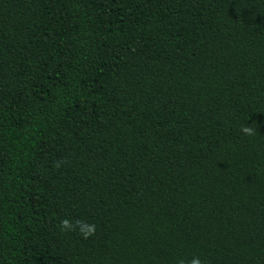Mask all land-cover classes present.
Returning a JSON list of instances; mask_svg holds the SVG:
<instances>
[{
  "label": "trees",
  "instance_id": "trees-1",
  "mask_svg": "<svg viewBox=\"0 0 264 264\" xmlns=\"http://www.w3.org/2000/svg\"><path fill=\"white\" fill-rule=\"evenodd\" d=\"M193 256L264 264V0H0V264Z\"/></svg>",
  "mask_w": 264,
  "mask_h": 264
},
{
  "label": "clouds",
  "instance_id": "clouds-1",
  "mask_svg": "<svg viewBox=\"0 0 264 264\" xmlns=\"http://www.w3.org/2000/svg\"><path fill=\"white\" fill-rule=\"evenodd\" d=\"M240 131L247 135H255L256 130L251 126H242ZM56 167H60V163L56 164ZM60 230L62 232H78L83 239H88L89 237L95 235L96 225L94 223H88L86 221L76 220L70 221L69 219H64L60 222ZM178 264H203V261L199 256H193L190 260H180Z\"/></svg>",
  "mask_w": 264,
  "mask_h": 264
}]
</instances>
